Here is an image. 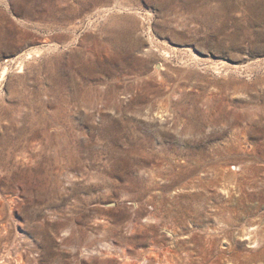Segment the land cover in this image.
<instances>
[{"label":"rangeland","instance_id":"1","mask_svg":"<svg viewBox=\"0 0 264 264\" xmlns=\"http://www.w3.org/2000/svg\"><path fill=\"white\" fill-rule=\"evenodd\" d=\"M0 264H264V0H0Z\"/></svg>","mask_w":264,"mask_h":264}]
</instances>
